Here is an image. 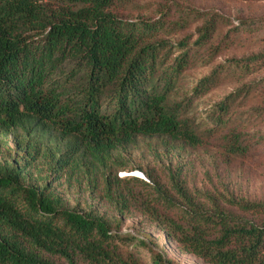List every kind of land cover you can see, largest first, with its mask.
<instances>
[{
  "label": "trees",
  "instance_id": "obj_1",
  "mask_svg": "<svg viewBox=\"0 0 264 264\" xmlns=\"http://www.w3.org/2000/svg\"><path fill=\"white\" fill-rule=\"evenodd\" d=\"M123 2L0 0V134L21 130L28 138L19 145L24 155L0 162V264H144L135 250L147 246V236L122 235L121 219L70 208L51 184L30 182L38 160L58 179L100 189L121 216L148 217L170 242L208 264H264V202L232 199V211L209 209L172 168L164 182L118 175L127 169L121 150L138 137L203 145L207 133L188 106L217 71L190 96L181 94V81L193 47L209 44L219 19L190 12L202 24L172 41L164 8L157 19L131 17L118 11ZM263 61L261 54L228 64L249 73ZM241 94L213 107L215 125L226 124L222 118ZM226 149L244 154L241 134L226 135ZM151 263L167 261L154 254Z\"/></svg>",
  "mask_w": 264,
  "mask_h": 264
},
{
  "label": "rangeland",
  "instance_id": "obj_2",
  "mask_svg": "<svg viewBox=\"0 0 264 264\" xmlns=\"http://www.w3.org/2000/svg\"><path fill=\"white\" fill-rule=\"evenodd\" d=\"M163 8L169 26L165 34L172 41L192 35L202 24L201 16H187L188 13L219 16L209 44L199 50L193 47L192 61L181 81V94L190 96L201 79L217 71L214 84L203 94L194 95V102L188 106L189 115L207 134L199 147L165 138L138 137L121 150L127 169L120 170L118 175L139 174L147 182H150L147 175H151L164 182L167 168H172L174 172L180 171L189 195L209 209L218 205L232 211L229 204L232 199L264 202V61L249 73L228 64L232 59L264 54V0H124L118 11L128 12L131 17L157 19V11ZM182 17H188L187 24L183 20L180 25L174 23ZM247 22L254 24L246 26ZM195 39L192 36L191 43ZM238 89H242L241 96L222 118L226 124L215 125L218 112H213V107ZM231 133L241 134L244 154L227 151L226 135ZM27 139L21 130L0 134V162H11L14 157L24 155L19 145ZM33 165L29 181L51 184L68 207L94 209L110 220L121 219L118 233L122 235L147 236L144 238L147 246L135 250L144 264H152L154 254L164 257L167 264H208L170 242L148 217L134 211L121 216L103 198L100 189L93 192L84 183L67 177L58 179L47 170L44 160ZM133 243H125V250Z\"/></svg>",
  "mask_w": 264,
  "mask_h": 264
},
{
  "label": "water",
  "instance_id": "obj_3",
  "mask_svg": "<svg viewBox=\"0 0 264 264\" xmlns=\"http://www.w3.org/2000/svg\"><path fill=\"white\" fill-rule=\"evenodd\" d=\"M135 176H138V177H140V176H139V174H136Z\"/></svg>",
  "mask_w": 264,
  "mask_h": 264
},
{
  "label": "bare ground",
  "instance_id": "obj_4",
  "mask_svg": "<svg viewBox=\"0 0 264 264\" xmlns=\"http://www.w3.org/2000/svg\"><path fill=\"white\" fill-rule=\"evenodd\" d=\"M140 175H141V173H140Z\"/></svg>",
  "mask_w": 264,
  "mask_h": 264
}]
</instances>
